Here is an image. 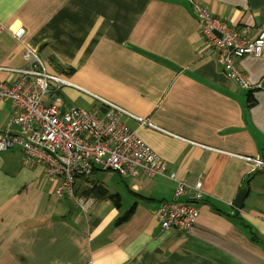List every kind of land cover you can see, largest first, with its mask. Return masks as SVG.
I'll return each instance as SVG.
<instances>
[{"label":"crops","instance_id":"crops-1","mask_svg":"<svg viewBox=\"0 0 264 264\" xmlns=\"http://www.w3.org/2000/svg\"><path fill=\"white\" fill-rule=\"evenodd\" d=\"M198 1L252 36L264 26V0ZM27 50L48 73L159 128L123 117L168 177L140 173L105 186L95 175L107 171L96 169L77 179L71 198L56 194L60 180L26 163L21 146L0 152V264H264V57L237 62L252 90L228 79L190 0H0V82L18 78L7 69L29 65ZM52 97L62 108L101 107L74 87ZM15 111L0 99V133ZM169 174L203 183L199 220L187 233L156 218L174 197Z\"/></svg>","mask_w":264,"mask_h":264},{"label":"built area","instance_id":"built-area-1","mask_svg":"<svg viewBox=\"0 0 264 264\" xmlns=\"http://www.w3.org/2000/svg\"><path fill=\"white\" fill-rule=\"evenodd\" d=\"M190 4L197 13L204 46L222 66L223 73L239 87L252 90L254 87L237 62L246 56L264 57V26L252 36L250 27L229 25L198 0H190ZM24 33L25 29L19 28L14 36L20 40ZM24 57L29 63L26 68L7 69L18 78L10 84L0 82V99L10 100L16 108L9 124L0 133V152L21 146L26 163H37L43 168L45 177L60 180L56 194L71 198H75L77 179L89 178L96 169L121 177L140 173L149 178L168 177L161 157L124 123L123 117H132L142 126L159 128L60 75L48 73L34 51L27 50ZM65 86L88 94L101 107L92 110L62 108L56 97L51 99V96ZM13 125L19 126L21 134L11 133ZM169 177L176 181L174 197L160 205L156 218L164 230L187 233L199 220L198 203L203 198V183L198 181L192 187L178 180L175 174ZM80 206L84 209L81 202Z\"/></svg>","mask_w":264,"mask_h":264},{"label":"rangeland","instance_id":"rangeland-1","mask_svg":"<svg viewBox=\"0 0 264 264\" xmlns=\"http://www.w3.org/2000/svg\"><path fill=\"white\" fill-rule=\"evenodd\" d=\"M65 87H69V86H65ZM81 107L85 108L86 110H90L91 107L89 105L86 104H79ZM92 110V109H91ZM264 168V166H262ZM167 177V176H166ZM95 180L103 183L102 180H106V183H104L105 186H107V184H116V182L120 183L121 185H123V177H121L120 175L113 173V172H103V173H98L95 175ZM176 189V188H175ZM75 192H76V186H75ZM76 194V193H75Z\"/></svg>","mask_w":264,"mask_h":264},{"label":"water","instance_id":"water-1","mask_svg":"<svg viewBox=\"0 0 264 264\" xmlns=\"http://www.w3.org/2000/svg\"><path fill=\"white\" fill-rule=\"evenodd\" d=\"M246 194H247L246 190H241L239 192L238 197L236 198L235 203H234L235 207H237L238 209L242 208Z\"/></svg>","mask_w":264,"mask_h":264},{"label":"trees","instance_id":"trees-1","mask_svg":"<svg viewBox=\"0 0 264 264\" xmlns=\"http://www.w3.org/2000/svg\"><path fill=\"white\" fill-rule=\"evenodd\" d=\"M249 103H250L251 105H253V104H254V100H250ZM103 196H104V195H103ZM118 201H119V199H118V197H117V198L115 199V203H116V205H119ZM132 212H133L132 210L129 211L128 214L125 216V218H124V219H120V220L118 221V223H121V222H125V221H127V219L129 218V216L131 215Z\"/></svg>","mask_w":264,"mask_h":264}]
</instances>
